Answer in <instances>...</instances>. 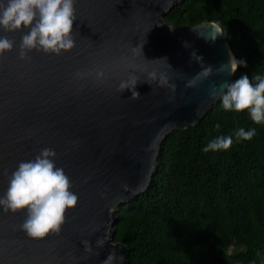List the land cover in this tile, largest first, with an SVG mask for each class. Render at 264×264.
I'll list each match as a JSON object with an SVG mask.
<instances>
[{
  "label": "water",
  "instance_id": "95a60500",
  "mask_svg": "<svg viewBox=\"0 0 264 264\" xmlns=\"http://www.w3.org/2000/svg\"><path fill=\"white\" fill-rule=\"evenodd\" d=\"M179 2L76 0V46L61 55L33 50L30 59L21 60V37L28 29L0 30L14 41L0 56V196L8 186L5 171L10 175L43 148L55 150L56 165L79 196L59 235L43 239L19 230L25 212L0 209V264H100L113 246L128 264L126 245L113 240L116 207L148 188L167 134L197 123L220 98H210V87L233 75L229 66L185 87L202 70L191 59L193 50L214 68L234 54L223 35L212 41L197 34L208 35L212 25L220 28L216 22L186 29L165 21ZM153 70L165 73L175 89L158 81L149 85ZM97 71L104 76L98 79ZM130 72L144 80L136 85L138 99L129 98L130 90L117 91ZM105 232L110 240L99 256L85 253L82 240L95 248Z\"/></svg>",
  "mask_w": 264,
  "mask_h": 264
},
{
  "label": "trees",
  "instance_id": "16d2710c",
  "mask_svg": "<svg viewBox=\"0 0 264 264\" xmlns=\"http://www.w3.org/2000/svg\"><path fill=\"white\" fill-rule=\"evenodd\" d=\"M164 19L186 29L216 22L247 65L230 82L264 76V0H180ZM239 128L255 135L237 141ZM220 136H232L231 147L205 152ZM157 165L148 188L116 207L113 240L126 245L128 264H264V122L219 98L167 134Z\"/></svg>",
  "mask_w": 264,
  "mask_h": 264
},
{
  "label": "clouds",
  "instance_id": "9594fccd",
  "mask_svg": "<svg viewBox=\"0 0 264 264\" xmlns=\"http://www.w3.org/2000/svg\"><path fill=\"white\" fill-rule=\"evenodd\" d=\"M77 19L76 0H0V30L15 32L22 29L28 31L22 35L19 46V58L30 59L29 52H43L45 54L61 55L76 46L73 38V24ZM208 35L197 34L205 39L214 41L217 35L224 32L216 25L211 26ZM185 47L190 45L184 42ZM14 41L7 36H0V56L11 51ZM165 59L167 58H160ZM191 59L201 64V71L187 80L185 87L193 88L197 84L213 75L221 74L230 66L229 74H234L240 65L246 62L230 57L228 63L218 68L203 64V57L196 51L191 53ZM158 60V59H155ZM170 66V65H169ZM171 67V66H170ZM79 75V74H78ZM102 71L96 72V77L102 78ZM144 82L134 72H130L126 79L122 80L117 91L123 93L126 89L131 91V99H138L140 93L136 91L137 82ZM149 85L157 82L159 86L175 89V84H169L168 76L155 70L148 72ZM210 98L220 96L225 110L242 112L247 110L251 120L260 124L264 122V76L255 75L249 78L247 74L232 82H223L220 85L213 84L209 89ZM219 125H217V128ZM255 135V130L239 128L235 131V137L239 140H250ZM233 144L232 136H220L213 139L205 148L209 150H227ZM56 152L52 148H43L33 158L21 161L9 175L6 192L0 196V209L4 213L15 214L18 211L25 212V219L19 225V230L32 239H43L49 234H57L62 231L66 222V213L73 209L79 201V196L71 189L73 187L70 177L62 167L55 163ZM105 193H101L104 196ZM95 231H99L96 229ZM110 240V233L105 232L95 241V248L89 240H82L85 253L99 256L102 249ZM88 257L86 256L85 259ZM124 257L118 255L113 246L107 257L100 264H122Z\"/></svg>",
  "mask_w": 264,
  "mask_h": 264
}]
</instances>
